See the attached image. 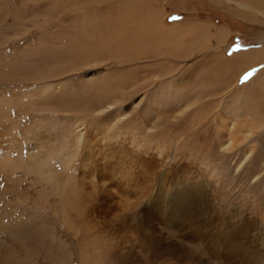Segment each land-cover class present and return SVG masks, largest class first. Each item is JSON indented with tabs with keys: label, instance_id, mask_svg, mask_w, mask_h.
<instances>
[{
	"label": "rangeland",
	"instance_id": "obj_1",
	"mask_svg": "<svg viewBox=\"0 0 264 264\" xmlns=\"http://www.w3.org/2000/svg\"><path fill=\"white\" fill-rule=\"evenodd\" d=\"M157 187L197 213L173 238L202 260L224 217L264 252V10L0 0V264H134Z\"/></svg>",
	"mask_w": 264,
	"mask_h": 264
},
{
	"label": "bare ground",
	"instance_id": "obj_2",
	"mask_svg": "<svg viewBox=\"0 0 264 264\" xmlns=\"http://www.w3.org/2000/svg\"><path fill=\"white\" fill-rule=\"evenodd\" d=\"M237 1L240 5H242L243 3L245 5L250 4L251 6H258L262 10H264V0ZM260 4L263 5L260 6ZM241 58L239 59V62L242 61ZM231 59L234 60V57H232ZM161 189V187H157V194L153 195L152 197H150V195L146 207L138 211L139 216H137V220L141 228L140 230H138L141 232L142 237L139 241H134L132 245L134 244L136 245L135 247L139 248L143 246V249L145 248L144 253H146L147 256L143 257V259H140L138 257L134 260V264H210L207 260H202L201 256L195 253L193 248H191L189 245H186L187 243H185L184 245L183 242H177L175 238H173V234H181L186 229L185 227H190V224L187 225L188 221L196 216L197 213L192 211H184L182 213L175 212L176 210L172 207L171 204L178 196L179 191H175L174 193L168 194L171 202L169 203L170 207H167L169 209V212L165 214L163 209L166 206L160 204L158 205L159 202H162V200L165 199L164 191H162ZM70 191L73 194H71L69 191L68 193L64 192V199L69 204L75 205L77 204V202H79V200L74 198L75 191ZM81 200L82 198H80V202ZM77 208H79V206ZM158 217L168 218V220H170L169 225H172L179 231H167L168 227L166 226V224H164L165 222H156L158 221ZM224 218H222L221 222L218 224L221 229H219L217 234H212L210 240L211 245L214 246V249L217 252L216 253L214 251V256L216 257L219 264H264L263 247L261 248V243H259L258 240L253 238L254 236L251 235L253 227L246 225L244 221L239 224V227H233L229 223L228 219ZM210 221L211 219L199 224H192L191 226L194 227L193 234L186 233L180 235V237L183 239V241L186 238L185 241H191V243L200 239V237L204 238V233L203 237L202 234H200L199 236L198 233L200 231V228H205L206 226H208V222ZM105 249L106 247L102 251V255L106 259V264H123L122 258L119 257L116 250L106 252Z\"/></svg>",
	"mask_w": 264,
	"mask_h": 264
}]
</instances>
